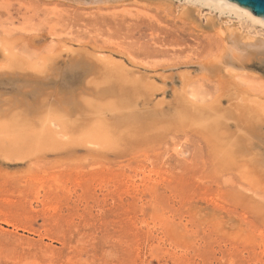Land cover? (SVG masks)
Returning a JSON list of instances; mask_svg holds the SVG:
<instances>
[{
    "label": "rangeland",
    "instance_id": "1",
    "mask_svg": "<svg viewBox=\"0 0 264 264\" xmlns=\"http://www.w3.org/2000/svg\"><path fill=\"white\" fill-rule=\"evenodd\" d=\"M113 1L0 0V264H264V28Z\"/></svg>",
    "mask_w": 264,
    "mask_h": 264
},
{
    "label": "bare ground",
    "instance_id": "2",
    "mask_svg": "<svg viewBox=\"0 0 264 264\" xmlns=\"http://www.w3.org/2000/svg\"><path fill=\"white\" fill-rule=\"evenodd\" d=\"M61 1H65V2H69V3H73L72 1H82L83 3L85 2V4H89V5H99V4H103V5H106L108 6V4L112 3L111 1L113 0H57L58 3H60ZM189 2H192V3H197L199 4L200 6H203V7H207L211 10H214V11H217L219 12L220 14H230V15H235L237 18L239 19H244V20H247L249 22H251L252 25H260L262 27V29L264 28V18L262 17H258L256 16L255 14H253L250 10L240 6L239 4L235 3V2H232L230 0H188ZM114 2V1H113ZM116 2V0H115ZM78 3V2H76ZM103 6H99V8H101ZM246 21V22H247ZM223 33H221V36L220 38L222 37L223 38ZM221 38V39H222ZM226 38V37H225ZM227 39V38H226ZM238 38H234V39H231L232 43L234 45H230L228 46L227 49L229 52H230V58L233 60V61H238V59L241 57V55L243 56L244 54H247L251 51H255L257 53V51H264V42L262 43L261 41H252L251 43H247L245 44V41H244V44L243 42H238L237 40ZM251 39V38H250ZM224 41V40H223ZM249 41V39H248ZM251 41V40H250ZM225 44H228L226 43V40H225ZM223 45V44H222ZM223 47V46H222ZM226 48V46H224V49ZM223 49V50H224ZM223 50L220 52L219 55H217L216 57H218V59H220L219 57L222 55L221 53H223ZM226 50V49H225ZM226 50V52H227ZM8 51V50H7ZM5 52V51H4ZM255 52H252V53H255ZM228 53H225V55H227ZM258 54V53H257ZM224 55V58L225 57ZM252 55V54H251ZM228 57V56H227ZM249 57V56H247ZM229 59V58H228ZM213 60V59H212ZM211 60V61H212ZM248 60V59H247ZM221 62V61H220ZM219 64V63H218ZM218 64H216L218 66ZM236 64V63H234ZM233 64V65H234ZM243 64V63H242ZM241 66V65H240ZM4 67V66H3ZM112 69V68H111ZM109 70V69H108ZM224 70H226V68H224ZM98 71V70H97ZM110 71V70H109ZM118 71V70H117ZM227 73H229L230 77L234 76V73H231L230 70H227ZM237 76V75H235ZM89 80V79H88ZM87 80V81H88ZM99 83V82H98ZM121 83V82H120ZM238 111V110H237ZM244 111V110H243ZM240 112H242V110H240ZM240 114V113H239ZM47 121V120H46ZM48 123V122H47ZM91 133V132H90ZM103 132L100 133H97L100 134V137L102 135ZM92 134V133H91ZM96 135V136H97ZM105 136V135H103ZM88 143V142H87ZM92 143V142H91ZM94 143V142H93ZM86 145V144H85Z\"/></svg>",
    "mask_w": 264,
    "mask_h": 264
},
{
    "label": "water",
    "instance_id": "3",
    "mask_svg": "<svg viewBox=\"0 0 264 264\" xmlns=\"http://www.w3.org/2000/svg\"><path fill=\"white\" fill-rule=\"evenodd\" d=\"M250 10L258 17L264 18V0H230Z\"/></svg>",
    "mask_w": 264,
    "mask_h": 264
}]
</instances>
